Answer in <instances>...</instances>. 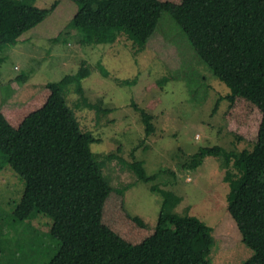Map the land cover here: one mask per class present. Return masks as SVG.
<instances>
[{
    "label": "trees",
    "instance_id": "16d2710c",
    "mask_svg": "<svg viewBox=\"0 0 264 264\" xmlns=\"http://www.w3.org/2000/svg\"><path fill=\"white\" fill-rule=\"evenodd\" d=\"M71 1L77 6L71 22L85 42H110L127 33L136 50L145 46L161 15L168 13L202 63L228 88L215 99L213 110L225 101L227 130L239 138L254 136V145L241 151L203 146L181 164L195 169L206 155H222L227 165L233 160L241 175L226 172V208L242 242L253 251L241 264H264V0ZM58 3L40 7L34 0H0V49L22 39ZM85 75L79 69L46 82L22 104L0 106V152L24 182L14 216L26 219L41 212L51 218L50 234L59 246L47 264H208L210 226L198 216L174 211L170 190L151 185L164 200L156 222L149 223L130 213L123 189L102 176L90 149L98 138L82 130L62 92L75 81L82 92ZM114 78L119 84L136 81ZM168 80L162 77L148 86L162 87ZM82 100L99 108L85 96ZM132 105L140 112L146 134L151 133L152 115ZM142 163H131L141 182L170 172L149 174Z\"/></svg>",
    "mask_w": 264,
    "mask_h": 264
},
{
    "label": "rangeland",
    "instance_id": "374dc122",
    "mask_svg": "<svg viewBox=\"0 0 264 264\" xmlns=\"http://www.w3.org/2000/svg\"><path fill=\"white\" fill-rule=\"evenodd\" d=\"M53 1L34 4L49 7ZM76 9L75 2L59 0L22 39L0 49V106L22 104L46 82L85 70L82 92L76 81L64 85L62 92L82 130L98 138L90 149L104 179L123 189L127 210L155 223L164 195L151 185L170 190L174 211L198 216L210 226L208 264H241L253 251L242 242L227 211L229 185L224 179L227 171L236 178L240 171L222 155H206L192 170L181 164L203 146L241 151L254 145V136L239 138L227 130L225 101L213 110L215 99L228 88L202 63L168 13L161 15L145 46L136 50L127 33L110 42H85L71 22ZM114 77L136 81L119 84ZM162 77L170 80L162 87L148 86ZM83 96L99 108L88 106ZM156 97L157 104L149 107ZM132 102L152 115L151 133L146 134ZM3 159L0 152V264H47L59 246L50 234L52 220L41 212L26 219L14 216L24 182ZM136 159L149 174L170 172L141 182L131 166Z\"/></svg>",
    "mask_w": 264,
    "mask_h": 264
}]
</instances>
